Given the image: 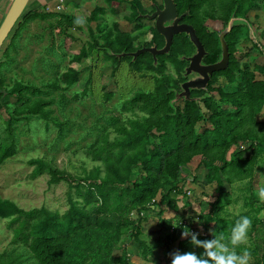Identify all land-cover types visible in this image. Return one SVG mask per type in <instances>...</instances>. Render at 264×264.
<instances>
[{
	"label": "trees",
	"instance_id": "obj_1",
	"mask_svg": "<svg viewBox=\"0 0 264 264\" xmlns=\"http://www.w3.org/2000/svg\"><path fill=\"white\" fill-rule=\"evenodd\" d=\"M104 2L108 7H96L90 17L91 21H100L97 31L104 43L101 44L96 31L91 30L93 42L84 45L73 61L81 63L83 59L96 57V50H104L112 60L116 83L123 92L128 91L122 103V112L128 116L115 120L113 129L104 131L86 151L96 165L91 169L84 167L81 174L61 170L46 158L29 160L35 167L33 178L48 173L50 184H69L70 206L65 212L47 207L27 210L0 196V218L8 220L13 236L11 247L0 253V264H114L117 250L122 251L119 264H131L127 246L130 240H135L140 256L148 261L156 251L143 239V225L148 220L145 214L155 212L163 216L168 211H179V201L182 197L187 199L189 191L186 189L187 169L199 156L207 170V181L217 183L218 201L224 200L223 205L214 203L205 216L204 233L207 235L201 234L200 238L210 239L211 228L212 235L222 236L227 241L239 215H248L253 221L248 235L256 238L261 233L264 239V220L260 219L264 203L258 202L259 188L256 178L253 180L254 168L264 155V121L259 120L264 112V80L257 79L256 75L264 72V65L241 63L238 56L242 36L253 40L249 14L264 9V0H175L183 22L195 27L207 50L204 65L216 64L223 56L220 33L209 30L207 21H221L227 27L233 18L238 20L225 37L230 55L228 67L214 72L206 89H191L189 99L176 102L177 93L183 92V84L190 79L186 75L189 58L197 51L190 36L176 35L170 53L159 55L157 59L150 52L134 59L127 54L143 47L162 49L165 37L156 25L148 29L142 25L143 20L149 19L146 15L151 14L142 0ZM124 2L131 5L125 19L134 23V32L122 31L118 21L112 26L102 23L108 8L116 13L115 4ZM152 2L155 9H163L164 5L156 0ZM36 16L29 12L20 19L14 28L12 46L18 43L25 24ZM62 19L68 26L83 29L82 24L75 23L76 16L66 15ZM149 33L151 40L141 44V36ZM254 45L259 48L258 43ZM168 63L176 71L175 76L167 73ZM124 74L126 81L121 80ZM80 79L81 71L75 68L62 75L68 88ZM32 90L31 84L22 81L6 87L0 65V107L10 110L4 102L7 96L17 97L16 106L25 105L16 114L12 112L6 122L8 126L0 135V165L16 153L13 123L22 120L25 111L30 110L26 91ZM87 92L86 89L85 94ZM114 96V92L106 95L108 100ZM36 113L48 119L38 108ZM201 122H210L211 126L199 131ZM250 151L252 155L247 156ZM137 167L140 172L134 179ZM226 184L231 191L225 190ZM237 191L243 195H236ZM240 197L244 203L240 211L234 213L230 207L236 205ZM262 243L263 249L258 243L246 245L252 252L251 264H264ZM178 249L191 250L185 240L179 242Z\"/></svg>",
	"mask_w": 264,
	"mask_h": 264
},
{
	"label": "rangeland",
	"instance_id": "obj_2",
	"mask_svg": "<svg viewBox=\"0 0 264 264\" xmlns=\"http://www.w3.org/2000/svg\"><path fill=\"white\" fill-rule=\"evenodd\" d=\"M142 1L152 14L154 9L152 0ZM156 1L164 5L163 0ZM59 3L61 9L57 8ZM98 6L108 7L104 0H62V2L32 0L25 14L36 13V18L25 24L18 43L12 46L15 29L0 53L1 73L5 86L11 88L17 81H22L31 84L34 88L32 91H26L30 110L25 111L22 120H15L13 123L16 153L0 165V196L16 202L21 208L29 210L47 207L53 211L65 212L70 206L69 184L66 182L50 184L51 176L48 173L33 178L35 167L28 163L29 160L46 158L61 170L73 175L81 174L84 167L91 169L96 165V162L86 155V151L99 140L104 131L113 129L115 120H123L128 116L122 112L124 94L128 91L123 92L116 83V78L112 74V60L106 56L105 51L96 50V57L83 59L81 63L73 61L74 56L80 53L84 45L93 42L91 30L96 31V37L101 44L104 43L101 33L97 31L100 21L90 20L92 11ZM114 8L116 13L107 9L102 23L112 26L118 21L122 31L134 32V23L125 19L131 11L130 3L115 4ZM66 15L80 19L83 22V29L68 26L62 19ZM249 19L255 26L251 29L253 40L246 38V42L248 40L250 46L254 43L264 45V9L251 11ZM142 25L148 29L155 25V20H143ZM206 25L209 30L220 33L226 28L221 21L211 19ZM151 37L150 33L142 35L140 43L150 41ZM240 46L238 56L241 63L249 61L252 66L256 65V61L264 63V55L259 54L262 52L256 53L250 59L245 54L249 53L248 50H253V47L247 46L246 49L243 47V42ZM259 48L257 47L256 51ZM70 68L81 71V79L68 88L62 80V75ZM167 73L175 76L170 63ZM121 80H128L126 74ZM230 88L235 89L233 86ZM86 89L88 92L85 94ZM226 90L229 91V87H226ZM108 92H114L116 96L108 100L106 97ZM213 94L218 96L217 92ZM4 102L9 105L10 110L0 107V135L8 126L6 122L12 112L16 114L18 109L25 108V105L16 106V96H7ZM182 103L184 104V100ZM37 108L38 112L46 114L48 119L41 118L42 115L36 113ZM259 120L264 121V112ZM210 126V122H201L198 130L203 131ZM251 155L250 151L247 156ZM189 167L188 173L186 172L188 176L186 189L189 191H187V199L182 197L179 201V211H168L163 216H158L155 212L145 214L148 220L143 225V239L151 242L153 248L158 250L154 260L145 261L139 254L138 244L135 240H130L127 246L131 255V264H171L169 254L177 250L181 232L201 231L198 225L188 219L189 214L199 218L198 222L203 226L202 235H207L206 232L204 233L205 216L211 212L214 203L220 202V205H223L224 200L218 201L217 183L207 181V170L200 158H196ZM139 172L140 167L135 168L134 179L138 177ZM253 173V180L256 178V186L260 189L264 186V155ZM225 190L231 191V187L226 184ZM236 195L243 194L237 191ZM243 203L244 199L240 197L239 202L230 207V210L238 213ZM260 219L264 220V211ZM12 237L8 220L0 218V253L11 247ZM262 242L264 239L261 233L256 238L248 235L247 244L258 243L263 249ZM121 254L122 251H115L117 260L114 264H119L118 257Z\"/></svg>",
	"mask_w": 264,
	"mask_h": 264
},
{
	"label": "water",
	"instance_id": "obj_3",
	"mask_svg": "<svg viewBox=\"0 0 264 264\" xmlns=\"http://www.w3.org/2000/svg\"><path fill=\"white\" fill-rule=\"evenodd\" d=\"M31 1L32 0H13L7 9L0 23V53L14 28L24 16ZM163 1V9L157 7L154 13L146 15V17L155 20L158 32L166 39L165 47L162 49H159L156 46L143 47L137 52L129 53L127 55L133 56L134 59H136L140 54L150 52L153 54L154 58L157 59L159 55L170 53L176 35L188 34L192 42L195 44L197 51L189 58L190 65L187 68L186 75L190 76V79L183 84V92L177 93V97L174 100V102H176L182 98L189 99L191 89H206L213 73L225 70L228 67L230 55L225 37L232 30V27L238 20L233 18L225 30L220 33V38L223 44V56L221 60L213 65H204L203 59L207 55V50L198 36L195 27L193 25L181 23L183 16L179 15L175 0ZM122 55L125 56L126 54L124 53Z\"/></svg>",
	"mask_w": 264,
	"mask_h": 264
},
{
	"label": "clouds",
	"instance_id": "obj_4",
	"mask_svg": "<svg viewBox=\"0 0 264 264\" xmlns=\"http://www.w3.org/2000/svg\"><path fill=\"white\" fill-rule=\"evenodd\" d=\"M75 23L80 25L83 22L77 19ZM256 195L259 201L264 203V187H261ZM188 219L193 224L198 225L201 231L181 232V239L187 242L191 250L181 251L177 249L170 253L171 264H251L252 252L246 246L248 234L253 225L250 216L239 215L227 241L222 236L217 238L212 235L211 228L209 229L211 238L201 239L203 226L199 224V218L189 214Z\"/></svg>",
	"mask_w": 264,
	"mask_h": 264
},
{
	"label": "crops",
	"instance_id": "obj_5",
	"mask_svg": "<svg viewBox=\"0 0 264 264\" xmlns=\"http://www.w3.org/2000/svg\"><path fill=\"white\" fill-rule=\"evenodd\" d=\"M12 1L13 0H0V23H1V21H2V19H3V17H4V15H5V13H6V11H7V9L9 8V6H10V4L12 3ZM253 25V24H252ZM254 26L255 25H253V29H254ZM256 30V29H255ZM254 33H256V32H254ZM259 34H261V35H263V33H259ZM247 38V36H242V42H243V47H246V49H248L247 48V46H249L250 48L251 47H253V50H248L249 51V54H250V59L252 58V57H254L255 56V54L256 53H259V52H262V53H259V54H263L264 55V45H259V46H262L260 49L261 50H258V51H256V49H257V47H255V45H252V46H250L249 45V43H248V40H247V42H246V39ZM252 38H253V36H252ZM255 39V38H254ZM257 58H255V60H256ZM256 65H264V63H258L257 61H256ZM256 75H257V79H259V80H264V72H257L256 73ZM196 158H200L201 159V157L199 156V157H195L194 158V160L196 159ZM194 160L190 163L191 165L193 164V162H194ZM261 163V162H260ZM181 240H183V239H181ZM180 240V241H181ZM179 241V242H180ZM148 242V244L151 246V247H153V245L151 244V242H149V241H147ZM179 242L177 243L178 245H177V249H178V246H179ZM155 251H156V253H157V249H155ZM154 258L155 257H153V258H150V259H152V260H154ZM149 259V260H150Z\"/></svg>",
	"mask_w": 264,
	"mask_h": 264
},
{
	"label": "flooded vegetation",
	"instance_id": "obj_6",
	"mask_svg": "<svg viewBox=\"0 0 264 264\" xmlns=\"http://www.w3.org/2000/svg\"><path fill=\"white\" fill-rule=\"evenodd\" d=\"M155 7V6H154ZM155 9V8H154ZM154 9H153V13L156 11V9H155V11H154ZM181 16V15H180ZM181 23H186V24H189V25H191L190 23H187V22H183V19H182V21H181ZM156 25V24H155ZM212 31V30H211ZM214 31V30H213ZM220 33V32H219ZM203 43V42H202ZM206 57V56H205ZM204 57V58H205ZM204 60V59H203ZM174 69V68H173ZM174 73H175V75H176V71H174Z\"/></svg>",
	"mask_w": 264,
	"mask_h": 264
},
{
	"label": "built area",
	"instance_id": "obj_7",
	"mask_svg": "<svg viewBox=\"0 0 264 264\" xmlns=\"http://www.w3.org/2000/svg\"><path fill=\"white\" fill-rule=\"evenodd\" d=\"M60 2H62V0H60ZM58 9H61V4L59 3L57 6Z\"/></svg>",
	"mask_w": 264,
	"mask_h": 264
}]
</instances>
